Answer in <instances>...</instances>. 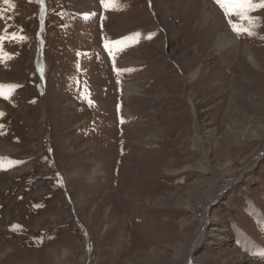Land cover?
<instances>
[{"label":"rangeland","instance_id":"1","mask_svg":"<svg viewBox=\"0 0 264 264\" xmlns=\"http://www.w3.org/2000/svg\"><path fill=\"white\" fill-rule=\"evenodd\" d=\"M115 3L0 0V264H264V8Z\"/></svg>","mask_w":264,"mask_h":264},{"label":"snow or ice","instance_id":"2","mask_svg":"<svg viewBox=\"0 0 264 264\" xmlns=\"http://www.w3.org/2000/svg\"><path fill=\"white\" fill-rule=\"evenodd\" d=\"M4 2L7 3L8 0H4ZM217 2L220 3L223 7H225L227 14L235 13L236 15L240 16L241 18H247V19H251L250 17H247L246 14H247V12L252 10L253 8H255V7L264 8V0H260L259 4L254 3V0H217ZM101 4L106 9L109 7H117L115 0H101ZM233 28L237 32L248 31L247 29L239 28L236 25H233ZM136 35H138V34H136ZM116 43L119 44L120 42H116ZM0 95H3L2 90H0ZM2 114L3 113H0V115H2Z\"/></svg>","mask_w":264,"mask_h":264},{"label":"bare ground","instance_id":"3","mask_svg":"<svg viewBox=\"0 0 264 264\" xmlns=\"http://www.w3.org/2000/svg\"><path fill=\"white\" fill-rule=\"evenodd\" d=\"M205 12V11H204ZM205 14L204 13H202V17L204 16ZM200 16H201V14H200ZM199 16V17H200ZM206 16V15H205ZM217 41H218V43L217 44H225V46H229L228 44H232V43H235V37L234 36H228V35H225V34H220V35H218V39H217ZM246 55L248 56V58L251 60V61H253L254 63H256V56L253 54V53H251V51H250V48H248V49H246ZM236 78V77H235ZM137 89H135L134 88V86H132V85H128L127 87H126V90L124 91V95H126V93H128V92H131V91H136ZM194 109V108H193ZM124 110V109H123ZM195 110V109H194ZM125 113V112H124ZM127 115H128V113H127ZM0 145H4V143L2 142V141H0ZM9 150V149H8ZM230 180V179H229ZM229 180H224L222 177H220V181H219V183H216L215 184V186H214V188L212 189V191H211V195H210V200H209V202L219 193V191H220V188L219 187H221L222 186V184H220V182L221 181H224V183L226 182V184L228 183L227 181H229ZM220 184V185H219ZM224 187V186H223ZM204 221V220H203ZM202 221V224L199 226V228L197 229V231H196V233L194 234V236H193V238H192V240H191V242L192 243H194L196 240H197V242L196 243H198V241H200V239H201V237L203 236V234H204V232H205V229H206V222H203ZM203 223H204V225H203ZM203 225V226H202ZM202 226V227H201ZM196 243H194V244H196ZM188 251V254H189V250H187Z\"/></svg>","mask_w":264,"mask_h":264},{"label":"water","instance_id":"4","mask_svg":"<svg viewBox=\"0 0 264 264\" xmlns=\"http://www.w3.org/2000/svg\"><path fill=\"white\" fill-rule=\"evenodd\" d=\"M192 244H194V243H192Z\"/></svg>","mask_w":264,"mask_h":264}]
</instances>
